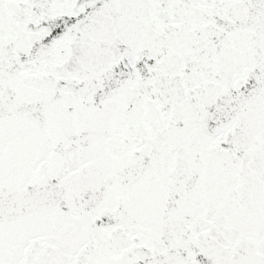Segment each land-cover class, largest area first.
I'll return each mask as SVG.
<instances>
[{"label": "snow or ice", "instance_id": "6c2138e0", "mask_svg": "<svg viewBox=\"0 0 264 264\" xmlns=\"http://www.w3.org/2000/svg\"><path fill=\"white\" fill-rule=\"evenodd\" d=\"M0 264H264V0H0Z\"/></svg>", "mask_w": 264, "mask_h": 264}]
</instances>
